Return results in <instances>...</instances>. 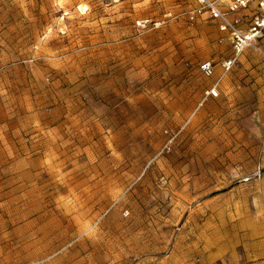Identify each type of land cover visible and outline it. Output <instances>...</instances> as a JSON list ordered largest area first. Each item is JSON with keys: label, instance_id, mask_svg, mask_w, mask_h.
Returning <instances> with one entry per match:
<instances>
[{"label": "rangeland", "instance_id": "rangeland-1", "mask_svg": "<svg viewBox=\"0 0 264 264\" xmlns=\"http://www.w3.org/2000/svg\"><path fill=\"white\" fill-rule=\"evenodd\" d=\"M195 5L0 0V264H236L264 223V78L223 72Z\"/></svg>", "mask_w": 264, "mask_h": 264}, {"label": "built area", "instance_id": "built-area-1", "mask_svg": "<svg viewBox=\"0 0 264 264\" xmlns=\"http://www.w3.org/2000/svg\"><path fill=\"white\" fill-rule=\"evenodd\" d=\"M195 4L188 12L189 21L205 17L215 23L226 37L230 56L221 64L225 74L238 64L245 50L255 49L264 53V0H195ZM199 71L206 78L212 77L214 65L209 60L203 61ZM207 96H219L217 84L207 90ZM255 175H261L260 169Z\"/></svg>", "mask_w": 264, "mask_h": 264}, {"label": "crops", "instance_id": "crops-1", "mask_svg": "<svg viewBox=\"0 0 264 264\" xmlns=\"http://www.w3.org/2000/svg\"><path fill=\"white\" fill-rule=\"evenodd\" d=\"M239 62V69H235L239 81H243L246 76L251 75L261 82L264 78V59L261 57L246 59L244 57ZM262 91H264V84H262L260 92ZM240 240L243 250L241 257L236 259V264H264V223L259 220L255 222L253 219L249 230L244 235L242 234Z\"/></svg>", "mask_w": 264, "mask_h": 264}]
</instances>
